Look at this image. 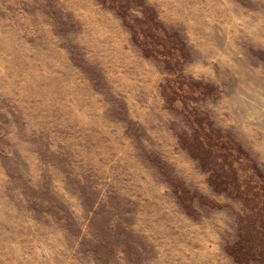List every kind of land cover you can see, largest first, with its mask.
<instances>
[{
	"label": "rangeland",
	"instance_id": "obj_1",
	"mask_svg": "<svg viewBox=\"0 0 264 264\" xmlns=\"http://www.w3.org/2000/svg\"><path fill=\"white\" fill-rule=\"evenodd\" d=\"M0 264H264V0H0Z\"/></svg>",
	"mask_w": 264,
	"mask_h": 264
}]
</instances>
